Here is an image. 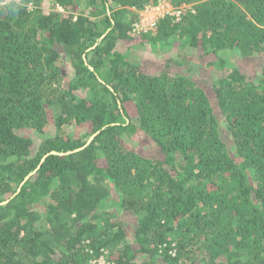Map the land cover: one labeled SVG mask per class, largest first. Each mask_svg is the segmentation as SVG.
Masks as SVG:
<instances>
[{
  "label": "trees",
  "instance_id": "obj_1",
  "mask_svg": "<svg viewBox=\"0 0 264 264\" xmlns=\"http://www.w3.org/2000/svg\"><path fill=\"white\" fill-rule=\"evenodd\" d=\"M158 1L0 4V264H264V0Z\"/></svg>",
  "mask_w": 264,
  "mask_h": 264
},
{
  "label": "built area",
  "instance_id": "obj_2",
  "mask_svg": "<svg viewBox=\"0 0 264 264\" xmlns=\"http://www.w3.org/2000/svg\"><path fill=\"white\" fill-rule=\"evenodd\" d=\"M11 0H0L5 5ZM29 6H32L30 4ZM190 5L183 4L175 7L171 0H160L158 3H149L139 12V18L133 23L132 30L137 33L154 31L161 17L166 15L175 16L180 19ZM60 9V8H59ZM93 253V251H91ZM86 264H117L108 256V250L104 249L100 254L92 257Z\"/></svg>",
  "mask_w": 264,
  "mask_h": 264
},
{
  "label": "rangeland",
  "instance_id": "obj_3",
  "mask_svg": "<svg viewBox=\"0 0 264 264\" xmlns=\"http://www.w3.org/2000/svg\"><path fill=\"white\" fill-rule=\"evenodd\" d=\"M18 1H20V0H18ZM159 2V1H158ZM42 5L43 6H45L44 8L47 10L48 9V6H49V2H46V1H42ZM61 10H63L61 7H59ZM143 48H138L137 50L136 49H131V48H128L127 46H125V45H123V47H122V49H121V51H123V52H125V53H127V54H130V57L132 58V59H134V55H137L139 52H140V50H142ZM152 59L153 60H155V62L156 61H158V62H162L163 63V59L162 58H160V57H158V56H152ZM136 60V59H135ZM141 60V59H140ZM241 64V67L243 68L242 70L243 71H249V69H248V65H246V64H244L243 65V63H242V61L241 60H239V58H238V64ZM239 64V65H240ZM218 73L219 72H216L215 73V75H218ZM67 131H68V129H66ZM69 131L70 132H73L74 130H72V129H69ZM145 141H146V139L145 138H143V141L141 142V141H139V140H133V141H131V144L132 145H134V146H137V144H138V147H140V146H142L144 143H145ZM137 143V144H136ZM137 147V148H138ZM139 149V148H138ZM151 153H153V152H150L149 154H151Z\"/></svg>",
  "mask_w": 264,
  "mask_h": 264
},
{
  "label": "water",
  "instance_id": "obj_4",
  "mask_svg": "<svg viewBox=\"0 0 264 264\" xmlns=\"http://www.w3.org/2000/svg\"><path fill=\"white\" fill-rule=\"evenodd\" d=\"M97 133H98V132H97ZM97 133H95L94 135H92V136L90 137V139L88 140L87 144L90 143V142L93 140L94 136H95ZM87 144H86V145H87ZM82 148H83V147L76 148V149H74V150L67 151V152H59V151L53 150V151L49 152L48 154H46V155L43 157L42 160H44L45 157L48 156V155L51 154V153H53V154H67V153H70V152H72V151L80 150V149H82ZM35 171H36V170H35ZM35 171L31 172L29 175H31V174L34 173ZM29 175L27 176V178L29 177ZM6 202H8V200H6V201H4V202H1V204H2V203H6Z\"/></svg>",
  "mask_w": 264,
  "mask_h": 264
},
{
  "label": "clouds",
  "instance_id": "obj_5",
  "mask_svg": "<svg viewBox=\"0 0 264 264\" xmlns=\"http://www.w3.org/2000/svg\"><path fill=\"white\" fill-rule=\"evenodd\" d=\"M9 3V2H8Z\"/></svg>",
  "mask_w": 264,
  "mask_h": 264
}]
</instances>
